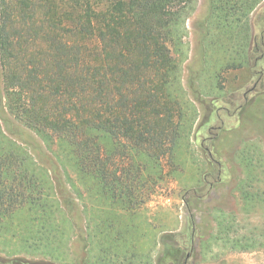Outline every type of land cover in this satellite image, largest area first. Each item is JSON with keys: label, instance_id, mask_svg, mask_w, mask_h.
Returning a JSON list of instances; mask_svg holds the SVG:
<instances>
[{"label": "trees", "instance_id": "16d2710c", "mask_svg": "<svg viewBox=\"0 0 264 264\" xmlns=\"http://www.w3.org/2000/svg\"><path fill=\"white\" fill-rule=\"evenodd\" d=\"M193 1L0 0L5 107L25 127L64 147L86 191L107 202L106 218L109 211L135 213L167 174L164 162L173 163L189 138L185 100L173 88L181 83L170 44ZM262 1L208 0L209 28L235 35L250 26L248 13ZM253 18L262 27L251 38L246 64L254 82L246 93H263L264 11ZM13 144L0 129L5 231L4 220L17 211L43 212L48 205L35 163ZM243 196L253 195L244 189Z\"/></svg>", "mask_w": 264, "mask_h": 264}, {"label": "rangeland", "instance_id": "374dc122", "mask_svg": "<svg viewBox=\"0 0 264 264\" xmlns=\"http://www.w3.org/2000/svg\"><path fill=\"white\" fill-rule=\"evenodd\" d=\"M207 15L208 0H194L170 44L189 138L173 163L164 162L167 174L133 214L104 216L107 202L86 191L64 147L7 111L0 71V129L35 163L48 194L45 211L24 208L4 220L0 264H53L45 261H55L53 254L63 264L71 256L94 264L104 249L102 264H183L188 252L190 264H264V92L246 93L254 77L249 65L235 66L246 54L249 24L235 35H215Z\"/></svg>", "mask_w": 264, "mask_h": 264}, {"label": "crops", "instance_id": "0c3cea01", "mask_svg": "<svg viewBox=\"0 0 264 264\" xmlns=\"http://www.w3.org/2000/svg\"><path fill=\"white\" fill-rule=\"evenodd\" d=\"M264 1V0H263ZM262 1V2H263ZM260 3L259 5H258V7L252 12L253 13V16H254V14L260 9V7L264 4V3ZM252 15V14H251ZM249 21H251V18H250V20ZM244 34L246 35V42H247V50H246V54H244V58H243V60H242V63L243 64H246V63H248L249 62V50H250V43H251V38H252V35L254 34V31L252 30V22H251V24H250V26H249V32L247 33V31H244ZM248 61V62H247ZM247 66L249 65V64H246ZM237 68H241L242 66H245V65H242L241 67H238L237 65H235ZM236 68V69H237ZM252 76V75H251ZM256 99V98H255ZM254 99V100H255ZM254 102V101H253ZM252 102V103H253ZM252 103H250V104H252ZM124 254H126V252H124ZM110 257H111V254H110ZM109 257V258H110ZM113 257H115V256H113ZM60 257H59V254H56L55 255V261H49V260H46L45 259V261H48V262H53V264H63L62 262H61V260L59 259ZM35 260V259H34ZM70 262L69 263H66V264H79L78 263V259L76 258V257H73V256H71L70 257ZM82 260V259H81ZM86 260V261H85ZM84 260V262H85V264H87V259H85ZM93 260V262H94V264H98V263H101L102 264V262H103V260H105L103 257H101V258H99L98 256L97 257H93L92 259H91V261ZM84 262L83 261H81V264H84Z\"/></svg>", "mask_w": 264, "mask_h": 264}, {"label": "flooded vegetation", "instance_id": "af4514ba", "mask_svg": "<svg viewBox=\"0 0 264 264\" xmlns=\"http://www.w3.org/2000/svg\"><path fill=\"white\" fill-rule=\"evenodd\" d=\"M190 248H191V242H190ZM191 249H192V248H191ZM189 259H190V252H188V253L186 254V257L184 258L183 264H190V263H189ZM172 264H174V263H172Z\"/></svg>", "mask_w": 264, "mask_h": 264}]
</instances>
